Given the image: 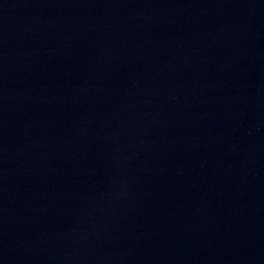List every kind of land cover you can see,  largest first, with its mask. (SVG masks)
Instances as JSON below:
<instances>
[{"label": "water", "instance_id": "water-1", "mask_svg": "<svg viewBox=\"0 0 264 264\" xmlns=\"http://www.w3.org/2000/svg\"><path fill=\"white\" fill-rule=\"evenodd\" d=\"M0 264H264V0H0Z\"/></svg>", "mask_w": 264, "mask_h": 264}]
</instances>
